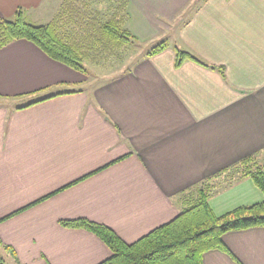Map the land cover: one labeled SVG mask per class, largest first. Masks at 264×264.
I'll use <instances>...</instances> for the list:
<instances>
[{"label": "crops", "instance_id": "0c3cea01", "mask_svg": "<svg viewBox=\"0 0 264 264\" xmlns=\"http://www.w3.org/2000/svg\"><path fill=\"white\" fill-rule=\"evenodd\" d=\"M127 1L125 28L167 48L106 82L27 40L0 49V242L15 264H100L110 248L61 221L89 219L132 244L174 220L203 180L264 157V0ZM66 3L0 0V21L22 10L46 25ZM178 49L225 76L177 67ZM263 200L250 177L211 183L218 216ZM223 242L231 254L207 252L204 264H264V227Z\"/></svg>", "mask_w": 264, "mask_h": 264}, {"label": "trees", "instance_id": "16d2710c", "mask_svg": "<svg viewBox=\"0 0 264 264\" xmlns=\"http://www.w3.org/2000/svg\"><path fill=\"white\" fill-rule=\"evenodd\" d=\"M127 6V0H110L109 9L102 12L92 9L86 0H67L59 16L46 25L29 22L24 12L19 10L13 20L0 21V49L17 40H27L51 59L86 75L85 62L100 65L112 57L120 59V52L140 44L125 28ZM166 48L167 43L162 41L147 56H155ZM186 60L217 69L225 76L224 67L210 66L193 54L178 49L176 66L180 67ZM240 167L244 168L241 178L250 177L264 194V169L258 165L257 157H247L233 167V171ZM228 172L230 170L205 179L199 186L190 189L191 193L185 197L186 208L174 220L132 244L123 241L106 225L89 219L60 223L66 228L87 230L110 248L111 257L100 264H204L203 257L207 252L220 250L231 254L223 242L225 234L264 227V200L251 206L238 207L222 216L211 208V181ZM2 248L10 251L17 260L14 250L0 242V264H5Z\"/></svg>", "mask_w": 264, "mask_h": 264}, {"label": "rangeland", "instance_id": "374dc122", "mask_svg": "<svg viewBox=\"0 0 264 264\" xmlns=\"http://www.w3.org/2000/svg\"><path fill=\"white\" fill-rule=\"evenodd\" d=\"M91 1L93 7L97 9L101 8L103 9V11H106L110 7V0H91ZM32 22H36V20L34 19L32 20ZM154 46L155 44H139V45L130 46L126 51L120 52L121 53L120 59H116L112 57L107 61H103L100 65L93 64L91 62H85L84 66L88 71L86 74L88 78V82H92L94 84L100 82L102 83L112 78H115L120 74H124L128 72V70L131 69L135 65V63L139 62L142 58H144L146 54ZM82 87L88 88L86 87V85H82ZM19 101H22V99L19 98ZM261 157H262L261 160L258 157L259 159L257 158V161L264 165V157L263 156ZM243 170H244L243 167L237 168L234 171L228 172L227 174H224L221 177L212 180L211 183H215L216 187L219 188L221 187L224 188L227 185L229 186L235 180L241 177ZM1 255L5 260V264H15L14 257L11 255V253L7 251H2Z\"/></svg>", "mask_w": 264, "mask_h": 264}]
</instances>
